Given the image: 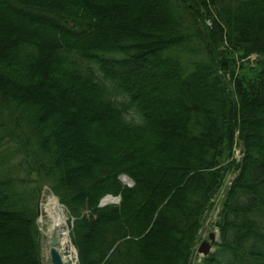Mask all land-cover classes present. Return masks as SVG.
Listing matches in <instances>:
<instances>
[{
	"label": "trees",
	"instance_id": "trees-1",
	"mask_svg": "<svg viewBox=\"0 0 264 264\" xmlns=\"http://www.w3.org/2000/svg\"><path fill=\"white\" fill-rule=\"evenodd\" d=\"M44 187L79 264H191L217 205L202 264H264V0H0V264Z\"/></svg>",
	"mask_w": 264,
	"mask_h": 264
},
{
	"label": "bare ground",
	"instance_id": "bare-ground-1",
	"mask_svg": "<svg viewBox=\"0 0 264 264\" xmlns=\"http://www.w3.org/2000/svg\"><path fill=\"white\" fill-rule=\"evenodd\" d=\"M237 152H239L240 157H241L240 148L236 149L235 157H236ZM240 157L239 158L236 157V158L240 159ZM125 177L129 178L126 175L120 176V179L124 183V185L129 186V187H133L134 186L133 180L131 178H129L132 181V183H131L127 179H125ZM229 185H231V183ZM45 188H48V187H45ZM41 196H42V193H41ZM44 196L46 197V199H43ZM112 197H114V196H112ZM118 197H120V196H118ZM114 198H117V197H114ZM40 202H41V214L39 215L37 212V215H38L37 221L39 222V219H40V221L42 223L45 222L46 226L48 227L47 232H50V233L55 232V235L60 237L61 243H63V244L71 243L70 242V232H69V227L67 225V218H66L67 211H66L65 207L63 205H61L59 199L55 195H53V193L52 194H49V193L46 194V192H45L43 194L42 198H39L38 208H39ZM107 205H110V204H107ZM107 205H105V206H107ZM105 206H102V207H105ZM215 211H216V217H215V220H216L218 215H219V212H220V206H216L215 209L212 210L208 214L207 219H209V217H211V215H213L215 213ZM206 221L204 223V226L201 228V230L199 232V236L204 234V236L207 237V233H209L208 236L210 234H212L211 232L207 231L206 227L208 224H206ZM219 243H220V239L214 246L215 250L217 249ZM72 250L76 254V250H75L74 246H72ZM213 253L214 252L210 253L206 257H209ZM62 257H63L64 264H67L66 258L63 255H62ZM76 257L78 259V253L76 254ZM78 261H79V259H78ZM202 263H203V261L201 262V264ZM74 264H76V263H74Z\"/></svg>",
	"mask_w": 264,
	"mask_h": 264
},
{
	"label": "rangeland",
	"instance_id": "rangeland-1",
	"mask_svg": "<svg viewBox=\"0 0 264 264\" xmlns=\"http://www.w3.org/2000/svg\"><path fill=\"white\" fill-rule=\"evenodd\" d=\"M255 58V57H253ZM236 157L239 158L240 154L239 152H237ZM232 180V176H230L227 180L226 186H229L230 181ZM46 192V194H52V191L49 188H43L42 190V196L43 194ZM43 199H46V197L44 196ZM218 206V205H217ZM215 217H216V211L213 215H211V217H209V219H207L206 224L207 225V231L214 233L217 232V229L215 227ZM66 218H67V225L69 227L70 233H71V227H70V220H69V215L68 213H66ZM38 226L40 228V231L42 233V256H43V264H52V259H51V255H50V250H51V241L54 237H57L60 241V237L55 235V232H47L48 231V227L46 226L45 222L42 223L39 219V222L37 221ZM208 234L207 233V237L204 240H208ZM70 242L68 244H63V243H59L58 245V249L61 252V254L66 258L67 260V264H79V261L76 257L75 252L72 250V246L74 245L72 240H71V236H70ZM203 259V253H199L196 252L194 254V257L192 259V263L191 264H201Z\"/></svg>",
	"mask_w": 264,
	"mask_h": 264
},
{
	"label": "water",
	"instance_id": "water-1",
	"mask_svg": "<svg viewBox=\"0 0 264 264\" xmlns=\"http://www.w3.org/2000/svg\"><path fill=\"white\" fill-rule=\"evenodd\" d=\"M125 179H127L129 182L132 183V181L129 178L125 177ZM40 198H42V196ZM120 201H121L120 197L114 198L112 196H107L101 201L100 206L102 207V206H105L107 204H118V203H120ZM38 214L39 215L41 214V202L39 204ZM201 236H200V238H201ZM218 241H219V236L217 234H214V233L211 234L210 242L204 241V243L201 245L199 253L200 254L203 253L204 257L208 256L210 253L215 251L214 246ZM59 243H60V241L57 237H54L51 241L50 255H51V259H52V264H64L62 254L58 249Z\"/></svg>",
	"mask_w": 264,
	"mask_h": 264
}]
</instances>
